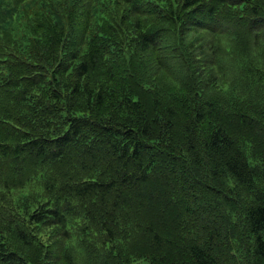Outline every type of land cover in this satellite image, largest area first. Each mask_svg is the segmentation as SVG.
Returning a JSON list of instances; mask_svg holds the SVG:
<instances>
[{
	"label": "trees",
	"instance_id": "16d2710c",
	"mask_svg": "<svg viewBox=\"0 0 264 264\" xmlns=\"http://www.w3.org/2000/svg\"><path fill=\"white\" fill-rule=\"evenodd\" d=\"M0 264H264V0H0Z\"/></svg>",
	"mask_w": 264,
	"mask_h": 264
}]
</instances>
